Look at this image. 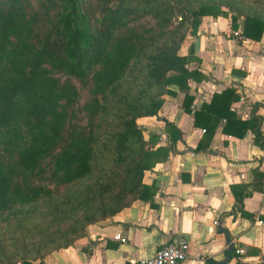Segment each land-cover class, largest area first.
<instances>
[{"label": "trees", "instance_id": "16d2710c", "mask_svg": "<svg viewBox=\"0 0 264 264\" xmlns=\"http://www.w3.org/2000/svg\"><path fill=\"white\" fill-rule=\"evenodd\" d=\"M249 8L235 0H0V264L42 260L88 224L151 198L136 120L156 116L171 88L187 91L195 71L178 48L201 17L229 14L231 29L239 24L241 36L258 40L264 12ZM250 121L258 136L259 117Z\"/></svg>", "mask_w": 264, "mask_h": 264}, {"label": "crops", "instance_id": "0c3cea01", "mask_svg": "<svg viewBox=\"0 0 264 264\" xmlns=\"http://www.w3.org/2000/svg\"><path fill=\"white\" fill-rule=\"evenodd\" d=\"M229 23V14L201 17L178 48L195 71L187 91L171 88L156 116L136 120L149 151L141 183L151 198L88 224L84 236L30 264H127L177 238L188 242L179 264H264V26L255 41ZM251 117H259L258 136Z\"/></svg>", "mask_w": 264, "mask_h": 264}, {"label": "built area", "instance_id": "2783aa9c", "mask_svg": "<svg viewBox=\"0 0 264 264\" xmlns=\"http://www.w3.org/2000/svg\"><path fill=\"white\" fill-rule=\"evenodd\" d=\"M120 239L119 235L114 236ZM241 249H236L235 253H241ZM188 256V242L183 238L173 239L170 242L158 247L150 257L142 259L127 260V264H179Z\"/></svg>", "mask_w": 264, "mask_h": 264}, {"label": "rangeland", "instance_id": "374dc122", "mask_svg": "<svg viewBox=\"0 0 264 264\" xmlns=\"http://www.w3.org/2000/svg\"><path fill=\"white\" fill-rule=\"evenodd\" d=\"M98 0H88L90 4L96 3ZM242 4L243 6L250 7V10H257L261 13L264 12V0H235Z\"/></svg>", "mask_w": 264, "mask_h": 264}, {"label": "water", "instance_id": "95a60500", "mask_svg": "<svg viewBox=\"0 0 264 264\" xmlns=\"http://www.w3.org/2000/svg\"><path fill=\"white\" fill-rule=\"evenodd\" d=\"M225 241L227 243V249L226 250L229 253V252H231L233 250V245L231 244L228 236L225 238ZM262 260H264V257H262Z\"/></svg>", "mask_w": 264, "mask_h": 264}]
</instances>
